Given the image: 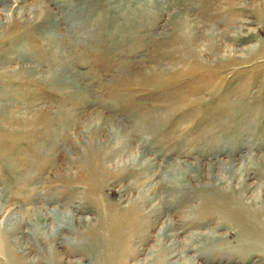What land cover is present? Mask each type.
<instances>
[{"label":"rangeland","instance_id":"obj_1","mask_svg":"<svg viewBox=\"0 0 264 264\" xmlns=\"http://www.w3.org/2000/svg\"><path fill=\"white\" fill-rule=\"evenodd\" d=\"M257 234L264 0H0V264H264Z\"/></svg>","mask_w":264,"mask_h":264},{"label":"bare ground","instance_id":"obj_2","mask_svg":"<svg viewBox=\"0 0 264 264\" xmlns=\"http://www.w3.org/2000/svg\"><path fill=\"white\" fill-rule=\"evenodd\" d=\"M95 171H94V176L95 175H97L98 174V169H97V167H94L93 168ZM93 174V173H92ZM146 197H144L143 196V201H144V203L146 202ZM212 200V199H211ZM214 202V203H213ZM238 202V201H237ZM211 203V202H210ZM208 204V203H207ZM212 206L213 207H218L219 209H221L222 211H223V213L225 214V216H227V219H229V220H233V221H237L238 223H239V221H241V223L243 224V225H246L247 226V224H249L248 223V221H244L242 218H241V212H240V210H244L243 212L244 213H247L248 215L250 214L249 212H246L245 210V206H242V207H239V208H237V205H235L232 201H221L219 204L216 202V201H213L212 200ZM217 204V205H216ZM208 206V205H207ZM209 206H211L210 204H209ZM210 208V207H209ZM240 209V210H239ZM209 210H212V208L211 209H209ZM138 210H135L134 211V214L137 212ZM213 212V211H212ZM115 215H116V217H115ZM251 215V214H250ZM252 216V215H251ZM65 219V218H64ZM113 219V220H112ZM112 219H111V221H114L113 223H111V226H110V229H111V233H112V235H113V239H114V244H112V247L110 248L112 251V254H118V251H119V243H120V241H118L117 240V234H119L121 231H124L125 229H127V227H132L131 225H134L135 224V222L134 221H131V220H122L121 219V215L120 214H118V213H115L114 214V216H112ZM76 219H75V216L73 217V219H69V217H67L66 218V223H68V224H70V222H72V221H75ZM65 221V220H64ZM250 223H252V225H254L253 223V221H251ZM258 225V224H257ZM251 228H252V226H251ZM251 230H253V231H249L250 233H251V235H253L254 237H256V233L257 232H259V231H257V232H255V229L254 228H252ZM60 231V229L57 231V232H59ZM255 233V234H254ZM168 234V233H167ZM259 234V233H258ZM257 234V236L259 237V235ZM253 236H250V235H248V239L249 238H253L254 239V237ZM259 240H261L260 241V243L261 244H264V239H262V237H259L258 238ZM258 239H256V240H258ZM259 242V241H258ZM97 246V245H96ZM263 251V250H262ZM264 252V251H263ZM15 257H14V259H12L11 260V263L12 264H24V262H23V260H22V258L21 257H19L18 255H14ZM98 258V257H97ZM15 260V261H14ZM99 260V259H98ZM97 260V261H98ZM33 263V262H32ZM106 263V262H105Z\"/></svg>","mask_w":264,"mask_h":264}]
</instances>
